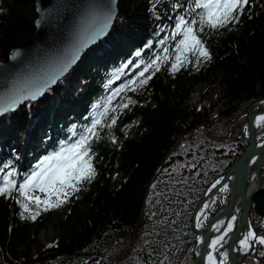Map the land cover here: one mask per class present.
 Listing matches in <instances>:
<instances>
[{"label":"trees","instance_id":"obj_1","mask_svg":"<svg viewBox=\"0 0 264 264\" xmlns=\"http://www.w3.org/2000/svg\"><path fill=\"white\" fill-rule=\"evenodd\" d=\"M118 7L108 34L66 75L41 98L0 116V167L15 169L17 187L45 157L76 143L93 119L104 125L90 144L94 177L78 184L79 191L70 189L60 207H41L33 220L17 203V191L0 196V264H193L199 236L193 211L244 152L248 107L264 97V0H248L226 27L206 28L200 37L211 59L197 63L189 55L191 62L175 72L182 37L173 39L172 32L178 15L192 18L185 11L189 0H119ZM35 16L33 0H0V58L28 40ZM162 16L164 25L151 31ZM157 57L159 71L141 77ZM130 81L136 83L116 92ZM208 81L219 85L225 103L213 115L211 107L194 111L186 102L195 84ZM105 106L109 111L100 116ZM113 116L116 124L108 127ZM260 181L264 187V163ZM223 189L215 192L212 213L228 202L230 190ZM248 213L264 236V190ZM51 222L57 240L44 247L39 234ZM261 253L264 245L255 243L264 264Z\"/></svg>","mask_w":264,"mask_h":264},{"label":"water","instance_id":"obj_2","mask_svg":"<svg viewBox=\"0 0 264 264\" xmlns=\"http://www.w3.org/2000/svg\"><path fill=\"white\" fill-rule=\"evenodd\" d=\"M33 2L36 16L33 20L35 28L32 35L27 41L14 46L7 58H0V109H6L0 111V116L16 110L27 100L41 98L48 88L80 61L90 47L108 34L119 12V0H33ZM32 93H36L34 99L23 98L30 97ZM13 101L18 102L9 108ZM253 103L248 107L246 131L242 132L247 142L244 152L223 175L215 179L201 196L193 212V229L204 239L197 253L195 247L193 249V264H205L211 238L210 223L230 211L237 201L240 205V220L227 243L229 256L227 264H241L234 250L235 238L247 228L254 231L248 212L253 197L264 190L260 181V169L264 163V142L258 144L255 139L251 111ZM253 158L255 161L252 188L248 189L245 171ZM217 181L220 183L216 184ZM213 184H216L215 188L212 187ZM226 184L230 190L227 204L208 216L204 228H198L195 223L197 212ZM253 247L255 249V243ZM249 264L262 263L258 260Z\"/></svg>","mask_w":264,"mask_h":264},{"label":"snow or ice","instance_id":"obj_3","mask_svg":"<svg viewBox=\"0 0 264 264\" xmlns=\"http://www.w3.org/2000/svg\"><path fill=\"white\" fill-rule=\"evenodd\" d=\"M248 4V0H189V7L185 10L186 15L191 16V19H186L185 15H178L176 17L175 29L172 32V38L181 36L176 45L175 61L172 63V71H178L180 67L191 62L189 55L195 57L196 62H200V58L204 60H210L211 56L208 49L205 47L204 41L200 37V33H203L205 29L216 30L222 27H226L229 23H233L239 20V16L243 11L245 5ZM174 7L180 8L182 5H175ZM195 14L194 16L192 14ZM161 44L165 43L164 40L160 41ZM150 46V45H149ZM167 53V48L164 49ZM137 56L140 52L136 53ZM168 59L167 56L164 57ZM160 57L153 60L150 64L146 65L144 70L140 72V76L144 77L145 72L149 69L154 68L155 71H159ZM143 63V61H141ZM139 67V65H136ZM154 74V73H153ZM151 76L141 79L139 83L141 85L146 84ZM136 81H130L121 89H117L116 92L123 91L124 88L130 87L135 84ZM131 90L135 91L134 88ZM36 93H32L30 97L23 98H35ZM111 97H109V101ZM18 101H13L11 108ZM132 103V101H129ZM128 103L120 105L122 108H127ZM6 109H0L4 111ZM109 111L108 107L105 106L104 113L100 116H104ZM115 111V109H111ZM264 120V117L260 118ZM116 124V117L111 118V123L108 127ZM98 127L102 128L104 125L100 117L93 119L91 126L85 128L84 132L81 133L80 138L71 147L61 149V151L46 157L41 160L30 175H28L22 183L17 187L16 180L14 177L17 175L14 168L10 167V164H4L0 167V196L11 195L13 190L19 193L22 199H18L17 203L20 204L24 213H29V218L35 220L40 214V209L43 207V211H48L52 207H60L61 204L66 202L68 192L67 189H71L72 192L79 191L78 184L84 181H91L95 175V168L92 164V156L90 155V144L93 138L99 139ZM5 169H9L5 172ZM217 181L216 184H219ZM216 184L212 187L215 188ZM39 191L45 193L44 199L40 196L32 195L33 192ZM223 190H227L226 186ZM55 196L56 200L53 202L51 198ZM63 197V199L61 198ZM32 206L35 207L33 210ZM205 208L208 205H204ZM23 215V213H22ZM203 215V213H201ZM197 217V227H201ZM235 217H232V221ZM216 231H220V228H224L221 235L211 239L208 247L212 250L207 254V264H227L228 253H220L222 259L217 261L216 256L213 255L217 251L218 247H223L226 242L225 238L228 233L233 230V223L229 222L226 225L221 222L219 226H213ZM201 243H204L203 237L198 238ZM254 243L264 245V236H258L254 231H247L243 238L239 240V248L243 251H248ZM264 255V253H261Z\"/></svg>","mask_w":264,"mask_h":264},{"label":"bare ground","instance_id":"obj_4","mask_svg":"<svg viewBox=\"0 0 264 264\" xmlns=\"http://www.w3.org/2000/svg\"><path fill=\"white\" fill-rule=\"evenodd\" d=\"M251 111H253L252 123H253L254 129H255V139H256V142L258 144H262L264 142V120H261L260 118L264 117V98H261V99L255 101L252 104ZM246 134H248V133L246 132ZM254 161H255V158H253L249 161V163L246 167V171H245L248 189L252 188V176H253V169H254ZM204 205H208V207H209V201H206L204 203ZM204 205L199 209V211L196 214V218H195L196 225L198 223L197 217L200 218L199 222L201 223L202 222L201 220H202L204 214L206 213V211L208 209V207L205 208ZM201 213H203V215H201ZM232 217H235L234 221H232ZM239 220H240V205H239V202L237 201L230 211L223 213L220 217H218L217 219H215L214 221H212L210 223V229H211L210 241H211V239L215 238L216 236L221 235L224 231V228H222V227L220 228V231H216L213 227L214 225L219 226L221 222H223L225 225L229 222L233 223V230L231 232H229L228 236L225 238L226 242L223 244V247H218L217 251L213 253V255L216 256L217 261L222 259L220 253L227 252L228 240H229L231 234L233 233L234 229L238 225ZM198 228L201 229L202 227H198ZM249 230L252 231L251 228H247L246 230L241 231V233H240L241 238L240 239H242L243 235ZM200 237L201 236L199 235V238ZM200 244H201V242L198 239L196 246H195V253L198 252ZM234 250H235V253L237 254V259L240 261L239 263L249 264L251 262H254V254H253V248L252 247L248 251L240 250L239 241H238V243H236V245H235ZM210 251H212V250L208 247L207 254ZM228 261H229V256L227 257V263H228ZM205 264H207V255L205 257Z\"/></svg>","mask_w":264,"mask_h":264},{"label":"rangeland","instance_id":"obj_5","mask_svg":"<svg viewBox=\"0 0 264 264\" xmlns=\"http://www.w3.org/2000/svg\"><path fill=\"white\" fill-rule=\"evenodd\" d=\"M220 91H221V89L217 83H214L211 81L203 82V83H197L192 87V89L189 92V95H188V98L186 101L187 105L189 108L194 109V111L197 109L203 108V107H205V108L211 107L212 108V115H213L217 110L225 108V103L219 98ZM245 131H246V126H245ZM64 148H68V146L65 145L61 149H64ZM61 149H59L57 152L61 151ZM57 152H55V153H57ZM55 153H53V154H55ZM33 159L39 160L40 154H37L36 156H34ZM225 186L228 187V185L226 184L223 186V188H225ZM69 190L70 189H67L66 191L69 193ZM32 195L40 196L41 199H44L46 196L45 193H41L38 190L33 192ZM61 198L63 199V197H61ZM51 200L53 202H55L56 197L53 196L51 198ZM205 214H204V216H205ZM201 221H203V218ZM57 235H58V232H57L56 228L54 227L53 223L52 222L48 223L40 231L39 243H41L44 247H47L51 243H53L54 241L57 240V237H56ZM255 260L256 259L254 256V261Z\"/></svg>","mask_w":264,"mask_h":264}]
</instances>
